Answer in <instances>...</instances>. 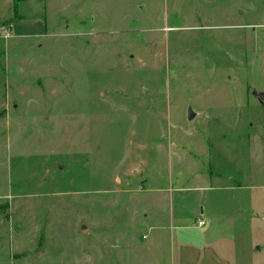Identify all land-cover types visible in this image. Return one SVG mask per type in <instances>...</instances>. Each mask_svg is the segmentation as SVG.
Here are the masks:
<instances>
[{"label":"rangeland","instance_id":"374dc122","mask_svg":"<svg viewBox=\"0 0 264 264\" xmlns=\"http://www.w3.org/2000/svg\"><path fill=\"white\" fill-rule=\"evenodd\" d=\"M260 91L264 0H0V264H172L150 188H206L226 212L209 175L241 173L224 156L247 139L263 168Z\"/></svg>","mask_w":264,"mask_h":264},{"label":"crops","instance_id":"0c3cea01","mask_svg":"<svg viewBox=\"0 0 264 264\" xmlns=\"http://www.w3.org/2000/svg\"><path fill=\"white\" fill-rule=\"evenodd\" d=\"M262 105L264 106V104ZM259 143L257 151L264 152V139ZM253 146V142L249 139L232 142L229 145V151L232 154L223 155L227 161L241 155L239 156L243 166L239 173L241 176L232 169L229 170L232 173L229 171L226 173L215 172L209 175L214 181L229 180L226 187H220L228 191L227 199L225 201L218 200L222 204L221 206L227 207L226 212L220 213L210 203L203 202L206 188L165 189L158 186L150 188L156 201L161 199L159 193L168 191L169 204L162 207L164 212L167 206L170 208L168 223H163L158 219L152 222L150 228L155 229L152 236L154 244L159 237L165 243L169 242L172 264H264V248L262 249L258 245V243L264 244V237L262 240L254 241L252 247L256 253L245 263L241 262L237 252L236 231L239 230V226L242 227L243 222L251 218L257 219L260 206H264V193H257L259 192L257 190H264V178H262L264 166L258 170L254 167L253 158H251V151L255 152ZM226 160L225 162L228 163ZM251 166L253 167L252 171H250ZM235 174L238 179L233 177ZM200 176L204 177L205 175L201 174ZM197 181L201 180L197 179ZM249 190L252 192L251 194H248ZM174 196H177V205L180 208L178 211H173ZM199 220L204 221V224L198 225Z\"/></svg>","mask_w":264,"mask_h":264},{"label":"water","instance_id":"95a60500","mask_svg":"<svg viewBox=\"0 0 264 264\" xmlns=\"http://www.w3.org/2000/svg\"><path fill=\"white\" fill-rule=\"evenodd\" d=\"M254 96L262 103L264 104V93L263 92H254ZM195 116V112H193L190 108L188 109L187 118L190 120ZM81 233L84 234L87 230L86 225H81Z\"/></svg>","mask_w":264,"mask_h":264},{"label":"built area","instance_id":"2783aa9c","mask_svg":"<svg viewBox=\"0 0 264 264\" xmlns=\"http://www.w3.org/2000/svg\"><path fill=\"white\" fill-rule=\"evenodd\" d=\"M197 224H198V225H203V224H204V221L199 220Z\"/></svg>","mask_w":264,"mask_h":264}]
</instances>
